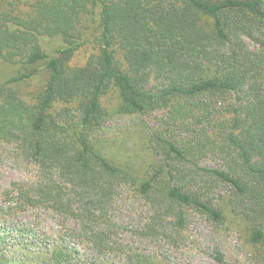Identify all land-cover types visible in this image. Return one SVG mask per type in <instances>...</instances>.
<instances>
[{
  "label": "trees",
  "instance_id": "16d2710c",
  "mask_svg": "<svg viewBox=\"0 0 264 264\" xmlns=\"http://www.w3.org/2000/svg\"><path fill=\"white\" fill-rule=\"evenodd\" d=\"M43 38L62 44L46 51ZM0 61L19 64L0 82V148L36 170L14 183L16 204L51 211L65 230L33 264H163L116 239L123 189L150 207L142 235L166 220L183 229L188 210L213 226L229 212L264 264V0H0ZM151 110H164V130L139 175L99 134L112 115ZM208 156L220 166L202 165Z\"/></svg>",
  "mask_w": 264,
  "mask_h": 264
},
{
  "label": "rangeland",
  "instance_id": "374dc122",
  "mask_svg": "<svg viewBox=\"0 0 264 264\" xmlns=\"http://www.w3.org/2000/svg\"><path fill=\"white\" fill-rule=\"evenodd\" d=\"M250 48L253 42L246 40ZM46 51L61 46L57 38H43ZM91 46L80 49L69 62L71 66L84 63ZM19 64L0 61V82L16 74ZM37 75L23 83V93H29L40 84ZM116 93H109L107 105L114 107L119 101ZM117 107V106H116ZM164 110H151L143 114H115L107 120L99 137L105 140L104 147L109 157L142 175L155 163L149 137L164 130ZM202 165L219 167L221 162L208 156ZM35 167L17 157L9 146L0 148V259L6 264H33L43 252L44 241L56 240L64 228L58 217L44 208H31L16 204L14 183L34 179ZM225 186L220 185L214 196L224 195ZM117 223L123 227L116 239L148 252L163 264H255L252 248L247 241L245 224L229 212L226 221L213 226L200 214L186 211L183 229L174 230L166 220V231L159 235L144 236L140 232L150 215V207L127 189L122 191ZM171 221V220H170ZM70 227L74 222L69 223ZM169 227V228H168ZM79 256L89 253L87 242L69 240ZM6 260V261H5Z\"/></svg>",
  "mask_w": 264,
  "mask_h": 264
}]
</instances>
